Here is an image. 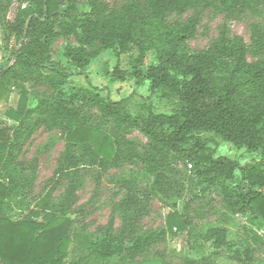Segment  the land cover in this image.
I'll return each instance as SVG.
<instances>
[{"label":"rangeland","instance_id":"obj_1","mask_svg":"<svg viewBox=\"0 0 264 264\" xmlns=\"http://www.w3.org/2000/svg\"><path fill=\"white\" fill-rule=\"evenodd\" d=\"M186 2L160 15L151 13L155 20L139 30L144 70L156 63L157 51L162 49L156 25L162 21L170 26L192 24L186 40L189 50L207 49L221 36L240 37L247 61H264V0H242L232 10L219 0ZM5 3L0 0V71L8 69L6 78H0V98L5 103L0 108V141L9 145L0 173L9 187L3 214L22 220L31 219L34 211H49L72 219L67 264H264L262 220L250 212L232 213L221 186L200 179L191 161L156 145L137 128L119 126L104 117L92 98L95 93L122 101L126 113L143 118L148 108L155 113L178 108L175 96H162V90L151 92L147 80L110 78L116 66L131 71V61L139 54L136 45L120 54L114 48L81 42L79 30L69 32L89 15L106 16L124 9L133 15L149 14V0H73L71 17L62 16L66 6L58 0L50 27L55 35L48 47L37 46V53L47 59V68L41 69L25 68L12 58L17 33L9 26L18 18L25 20V7L37 12L39 5L12 0L5 11ZM68 47L97 52L82 74L70 65L65 55ZM74 94L77 99L70 97ZM22 100L26 106L21 121L11 119L12 123L7 112L17 111ZM240 102L253 104L249 96ZM61 103L78 108L81 121L113 138L115 152L110 160L96 156L90 145L67 144L68 124L59 114ZM199 136L215 156L241 166L257 159L255 153L215 133ZM240 179L237 169L232 178L220 181L233 188ZM172 213L183 215L184 231L169 232L167 217ZM42 216L37 220L42 221ZM212 228L225 231L228 245L215 246L205 239ZM108 236L121 250L102 258L93 245Z\"/></svg>","mask_w":264,"mask_h":264},{"label":"trees","instance_id":"obj_2","mask_svg":"<svg viewBox=\"0 0 264 264\" xmlns=\"http://www.w3.org/2000/svg\"><path fill=\"white\" fill-rule=\"evenodd\" d=\"M39 5L37 12L26 9L22 12L25 20L18 18L9 24L17 33L14 60L25 68H47V59L37 53V46L48 47L51 43L50 29L58 0H29ZM66 9L62 16L71 17L75 8L73 0H61ZM225 9L232 10L242 0H219ZM12 0H6L4 9L9 10ZM186 0H149V14H132L130 9L114 11L106 16H87L70 33L79 30L77 37L89 45L98 44L101 49H117L120 54L132 45L139 49L138 56L131 61V71L119 67L109 73L112 80L133 77L138 83L149 82L151 92L162 90V96H175L179 106L172 113H155L150 108L145 118L132 116L122 108V101H113L92 93V98L104 117L119 126L137 128L150 141L168 152L179 154L192 162L196 175L210 185H220L227 208L234 214L251 213L264 222V61L249 63L246 47L240 37L221 36L209 48L189 50L186 40L192 32V24L170 26L157 23V61L146 70L144 48L139 44L138 32L146 27L151 14L160 15L167 9L179 8ZM40 25L45 28L39 29ZM24 40H27L24 43ZM97 52L68 47L65 55L72 67L82 74ZM8 69L0 71L5 79ZM249 96L251 105H243L240 99ZM77 99L78 94L70 96ZM26 100L20 101L17 111L9 110L10 119L21 121ZM60 116L67 121V144L72 146L90 145L96 156L110 160L115 152L113 138L79 118V110L61 103ZM212 132L224 141L238 148L255 153L257 159L243 166L225 156H215L207 147V141L199 136ZM3 133L0 129V140ZM190 144V145H189ZM189 145V147H188ZM9 145L0 141V173L7 160ZM149 159V158H148ZM151 160V159H149ZM241 179L233 188L221 183L230 179L236 170ZM1 180V179H0ZM8 185L0 181V264H67L72 242L70 230L72 219L49 211H34L31 219L11 220L3 214ZM42 216V221L37 219ZM186 222L183 215L169 214L167 228L174 234V228L184 231ZM205 239L215 246H226L223 229L212 228ZM121 248L114 245L108 236L93 245V251L102 258H108Z\"/></svg>","mask_w":264,"mask_h":264},{"label":"crops","instance_id":"obj_3","mask_svg":"<svg viewBox=\"0 0 264 264\" xmlns=\"http://www.w3.org/2000/svg\"><path fill=\"white\" fill-rule=\"evenodd\" d=\"M1 106H2V108H4V106H5V103H4V101L0 98V108H1ZM12 107H13V105H12ZM6 110H8V109H6ZM5 110V111H6ZM0 112H1V110H0ZM2 117H1V113H0V119H1ZM6 118V117H5ZM8 119V118H7ZM8 120H10L12 123H15L14 121H12L11 119H8Z\"/></svg>","mask_w":264,"mask_h":264}]
</instances>
